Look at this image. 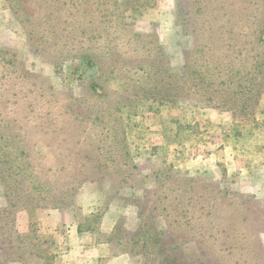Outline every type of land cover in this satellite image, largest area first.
Returning <instances> with one entry per match:
<instances>
[{
  "label": "rangeland",
  "instance_id": "rangeland-1",
  "mask_svg": "<svg viewBox=\"0 0 264 264\" xmlns=\"http://www.w3.org/2000/svg\"><path fill=\"white\" fill-rule=\"evenodd\" d=\"M67 1L0 0V211L19 202L18 234L33 225L53 264H264V85L251 102L244 82L180 92L212 64L241 74L261 0L223 16L212 0Z\"/></svg>",
  "mask_w": 264,
  "mask_h": 264
},
{
  "label": "trees",
  "instance_id": "trees-1",
  "mask_svg": "<svg viewBox=\"0 0 264 264\" xmlns=\"http://www.w3.org/2000/svg\"><path fill=\"white\" fill-rule=\"evenodd\" d=\"M18 1L20 3V0H15ZM33 1V0H32ZM72 0H68L67 1V5L69 6V3H71ZM207 0H195V2L197 4H199L201 9L205 8V3ZM243 0H238L237 2H232L231 0H212V2L214 3L213 5L215 6V9H218V12H220V15H225V10L228 7H233L235 5H239L238 3ZM31 0H27V6L30 5ZM118 1L117 0H112L110 2V0H103V4H106L104 10L107 13H111L109 6H113V7H117L118 8ZM43 3V9H44V4L46 3L45 0H42ZM262 3L264 4V0H261V28H259L258 30V38H257V42L254 43L253 40H251L249 42V44H247V47L244 48L245 52H247L248 54H250V60L249 62H247V65L244 67L243 66V70L240 74V72L236 71V72H232V73H228V67L227 68H222L219 69V64H212L214 65V69L211 71L210 68H205V74L206 77L207 76H211L210 79L212 80V82H209V80H205V76L203 75V73L201 71H193L194 74L198 75V80L199 82L197 83H193L189 88L186 87L182 90H180L181 93H183V95H185L186 97H188L189 95H191L190 93H198L199 89H201L202 91H205V95L206 93H209V95H216V94H222L224 96H228L229 92L227 90H218L221 86H226L228 83L231 82H235L236 84L240 83V82H244L246 85V90L244 92V94L246 95V97L244 99L247 98L248 102H251L252 100H254V98H259L261 92H259V88L262 87L264 85V10L262 9ZM22 6V4H21ZM50 9H48L49 11ZM48 21H50V17L52 16V12L49 11L48 13ZM224 34V31H222ZM244 33L243 31V26L241 25L238 33ZM231 44L225 43V42H220L217 44V48L213 49L212 52L214 54H219L220 56L224 55L226 52H228V49L231 48L230 46ZM253 45H255L257 48H254ZM238 52L242 53V47H238ZM208 60H209V56H208ZM207 65H209V63H207ZM191 75H193L191 73ZM4 78V76H2ZM202 77V78H201ZM210 85H213L215 88L213 90H210L208 87ZM193 89H197V91L195 92ZM227 89V88H226ZM204 93V92H203ZM229 97V96H228ZM221 101H229V98H222L220 99ZM249 107L250 104H246L243 103L242 107ZM31 113V112H29ZM2 118V119H1ZM7 118H3L2 114H0V129L6 125L9 124L12 121L6 122ZM33 126L37 127V124H33ZM5 133L4 131L1 132L0 134V152H3V139H4ZM26 157V156H25ZM25 165L28 168H35L36 166V162H28L27 160L24 162ZM19 168V167H18ZM48 173H50L48 171ZM64 174V170L63 168H60L58 173H57V178L53 179L55 181L60 180V177ZM44 180L50 179V177L47 176H43ZM77 177L75 178V181H77ZM65 180H70L72 181V178H67ZM78 181L75 183L77 186ZM48 184H44V186H47ZM26 191V190H25ZM26 195V193H25ZM50 197H53V199H55L57 196L55 194L49 193ZM41 200H39L40 202ZM19 202H9V207L7 209H2L0 211V216L4 218V220H6L7 224H9V227L7 229V234L4 236V238H2L3 240L7 241L10 240L9 242V248H2L1 252H0V264H4V261H15L18 259V261H21L19 259L26 257V258H34V259H38L40 257H44L43 264H53L52 262V255L43 249V243L38 245V241H39V237L37 236V231L34 228L31 229V226H29V230L27 232L26 240L22 239L20 237V235L18 234L17 230H16V223H15V215L17 212V208H16V204ZM38 204V203H37ZM162 204V203H161ZM14 208V209H12ZM13 210V211H12ZM91 217L88 216L86 217V219H90ZM79 232H81L80 228L78 229ZM34 243L35 246H38L37 251L41 250V252L43 253V255H39L37 253L34 252V250H32L31 245L32 244L34 247Z\"/></svg>",
  "mask_w": 264,
  "mask_h": 264
},
{
  "label": "crops",
  "instance_id": "crops-1",
  "mask_svg": "<svg viewBox=\"0 0 264 264\" xmlns=\"http://www.w3.org/2000/svg\"><path fill=\"white\" fill-rule=\"evenodd\" d=\"M69 233H70V235H69L70 238H72L71 239V245L73 247H75L77 245V243H78V241L80 239H84L85 238V237H82V235L80 233H78L77 229L70 228ZM88 242H86V243L89 244ZM121 257H117V258L111 259L106 264H127L124 260H119ZM90 262H91V264H97L98 263V258L94 257L93 260H91Z\"/></svg>",
  "mask_w": 264,
  "mask_h": 264
}]
</instances>
